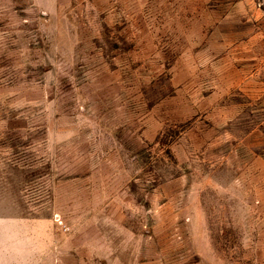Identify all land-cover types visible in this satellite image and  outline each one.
Returning <instances> with one entry per match:
<instances>
[{
    "label": "rangeland",
    "instance_id": "obj_1",
    "mask_svg": "<svg viewBox=\"0 0 264 264\" xmlns=\"http://www.w3.org/2000/svg\"><path fill=\"white\" fill-rule=\"evenodd\" d=\"M0 264H264V0H0Z\"/></svg>",
    "mask_w": 264,
    "mask_h": 264
}]
</instances>
